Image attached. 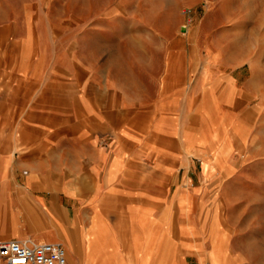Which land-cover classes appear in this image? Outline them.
I'll use <instances>...</instances> for the list:
<instances>
[{
  "label": "crops",
  "instance_id": "0c3cea01",
  "mask_svg": "<svg viewBox=\"0 0 264 264\" xmlns=\"http://www.w3.org/2000/svg\"><path fill=\"white\" fill-rule=\"evenodd\" d=\"M146 74L148 97L117 95L107 79L70 112L64 85L0 62V240L59 241L67 264H258L257 227L241 220L256 185L232 162L197 188L178 184L210 144L194 120L212 83L236 77L197 72L182 52Z\"/></svg>",
  "mask_w": 264,
  "mask_h": 264
},
{
  "label": "rangeland",
  "instance_id": "374dc122",
  "mask_svg": "<svg viewBox=\"0 0 264 264\" xmlns=\"http://www.w3.org/2000/svg\"><path fill=\"white\" fill-rule=\"evenodd\" d=\"M1 48L2 66L30 64L64 85L70 112L107 79L117 95L148 97L146 71L181 52L197 72L235 76L212 83L207 117L194 120L210 144L190 153L178 184L197 188L232 162L243 186L257 187L241 220L257 227L254 262L264 264V0H0Z\"/></svg>",
  "mask_w": 264,
  "mask_h": 264
},
{
  "label": "built area",
  "instance_id": "2783aa9c",
  "mask_svg": "<svg viewBox=\"0 0 264 264\" xmlns=\"http://www.w3.org/2000/svg\"><path fill=\"white\" fill-rule=\"evenodd\" d=\"M0 260L4 264H67L61 242L33 239H1Z\"/></svg>",
  "mask_w": 264,
  "mask_h": 264
},
{
  "label": "bare ground",
  "instance_id": "6f19581e",
  "mask_svg": "<svg viewBox=\"0 0 264 264\" xmlns=\"http://www.w3.org/2000/svg\"><path fill=\"white\" fill-rule=\"evenodd\" d=\"M230 230H231V228L229 227V228L224 229V230L222 231L223 238L227 236V234L229 233Z\"/></svg>",
  "mask_w": 264,
  "mask_h": 264
}]
</instances>
